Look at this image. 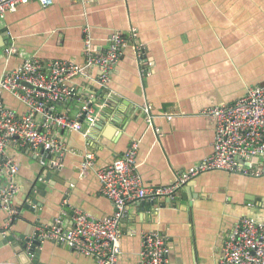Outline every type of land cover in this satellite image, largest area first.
Wrapping results in <instances>:
<instances>
[{
  "label": "crops",
  "instance_id": "crops-1",
  "mask_svg": "<svg viewBox=\"0 0 264 264\" xmlns=\"http://www.w3.org/2000/svg\"><path fill=\"white\" fill-rule=\"evenodd\" d=\"M85 28L101 48L112 32L134 29L145 48L144 61H137L128 43L106 90L96 92V123L85 125L83 132L55 130L68 149L60 168L28 148H6L19 168L14 177L18 190L12 197L18 213L0 233V264H96L94 258L51 241L39 243L31 256L20 246L21 238L29 239L36 226L57 216L69 226L72 207L93 217L112 213L111 201L98 191L94 169L79 176L84 153L94 152L95 167L103 166L136 139L143 182L168 184L175 172L212 152L214 123L201 110L232 102L252 85L264 86V0H52L44 7L30 0L0 19V75L31 56L82 63ZM12 43L17 51L8 54ZM96 74L93 66L88 78H73L74 95L58 102L55 111L74 116ZM108 90L111 97L103 106ZM3 99L14 110H24L11 93L3 92ZM142 106H147L150 122ZM252 164L259 175L203 172L184 184L173 200L128 205L119 225V264H141V236L146 231L167 237L168 264H215L239 217H264V156L253 158ZM47 168L51 177L44 181ZM34 182L42 185L35 189L39 205L28 198ZM28 204L35 211L26 208ZM7 216L0 209V227ZM9 235L12 239L6 241Z\"/></svg>",
  "mask_w": 264,
  "mask_h": 264
},
{
  "label": "built area",
  "instance_id": "built-area-1",
  "mask_svg": "<svg viewBox=\"0 0 264 264\" xmlns=\"http://www.w3.org/2000/svg\"><path fill=\"white\" fill-rule=\"evenodd\" d=\"M30 0H0V19L19 5ZM41 6L52 0H35ZM104 48L94 40L87 28L83 36V62L65 59H41L35 56L23 59L17 65L3 70L0 75V209L7 211V219L0 233L4 234L17 215L12 197L18 190L14 180L19 168L6 154V148H28L40 158L49 157L50 166L61 167L68 151L65 143L55 136V130L83 132L85 125L96 123L98 113L93 106L97 90L107 87L113 67L120 59L123 48L130 43L137 61H144L145 48L137 40L136 32L115 31L105 39ZM16 53L14 44L6 50ZM98 69L92 80L90 93L81 102L74 116L55 111L58 102L74 95L72 80L88 78L91 67ZM144 71V70H143ZM106 90V89H105ZM11 93L24 110L9 107L3 92ZM107 91L103 106L109 102ZM149 122L147 106H142ZM214 123L212 152L197 164L175 172L172 182L165 185L145 184L137 171L138 140L132 139L120 155L109 163L95 167L92 151L84 153L79 163V176L90 169L98 182V191L112 203L111 214L93 217L78 207H72L69 226L59 216L49 224L38 225L28 239L39 243L51 241L67 249L95 259L96 264H119L120 220L128 205L154 201L159 198L175 199L178 190L203 172L225 170L233 173L259 175L261 171L252 159L264 156V86L252 85L245 94L232 102L215 104L201 110ZM171 118V115H167ZM44 161L41 160V164ZM167 237L157 231H146L141 236L139 259L141 264H168ZM215 264H264V217L244 215L232 226L221 245V254Z\"/></svg>",
  "mask_w": 264,
  "mask_h": 264
},
{
  "label": "water",
  "instance_id": "water-1",
  "mask_svg": "<svg viewBox=\"0 0 264 264\" xmlns=\"http://www.w3.org/2000/svg\"><path fill=\"white\" fill-rule=\"evenodd\" d=\"M44 174H45V176L43 177V175H42V179L44 180V181H48L49 179H50V177H51V172H50V170L47 168L45 171H44ZM53 180H55L54 179V177H53ZM35 183L36 182H34V185H33V189H32V191L31 192H29L28 193V198H31L32 199V204H38L39 205V203H37V200L35 199V197H36V188H40V189H42L41 187H42V185L41 184H39V185H35ZM52 184V183H51ZM43 193H44V191L43 190H40V192H39V194L40 195H43ZM169 201V200H168ZM141 203V205H144V202H140ZM26 208H29L30 210H32V211H35V208L33 207V206H31V205H26ZM12 239V236L11 235H9V236H6V241L7 240H11ZM37 245H39V242L38 241H36V240H34L33 241V243L30 245V246H28V238H21V240H20V246H21V248L24 250V251H26V254L28 255V256H31L32 254H33V252L35 251V246H37Z\"/></svg>",
  "mask_w": 264,
  "mask_h": 264
},
{
  "label": "rangeland",
  "instance_id": "rangeland-1",
  "mask_svg": "<svg viewBox=\"0 0 264 264\" xmlns=\"http://www.w3.org/2000/svg\"><path fill=\"white\" fill-rule=\"evenodd\" d=\"M40 165L37 163V164H35V169L37 170V171H39L40 170Z\"/></svg>",
  "mask_w": 264,
  "mask_h": 264
}]
</instances>
